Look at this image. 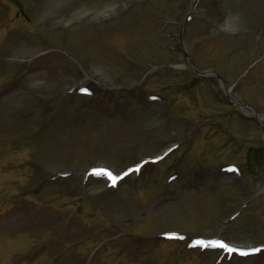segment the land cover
<instances>
[{
	"label": "rangeland",
	"instance_id": "374dc122",
	"mask_svg": "<svg viewBox=\"0 0 264 264\" xmlns=\"http://www.w3.org/2000/svg\"><path fill=\"white\" fill-rule=\"evenodd\" d=\"M193 3L0 0V264H264V0Z\"/></svg>",
	"mask_w": 264,
	"mask_h": 264
},
{
	"label": "snow or ice",
	"instance_id": "6c2138e0",
	"mask_svg": "<svg viewBox=\"0 0 264 264\" xmlns=\"http://www.w3.org/2000/svg\"><path fill=\"white\" fill-rule=\"evenodd\" d=\"M82 91H86V89H82ZM95 174H106L108 175L112 180L113 182H115V179L116 177L112 176V174L110 172L108 173H105L104 170H95ZM198 244H201V245H204V246H213V245H218L220 247H223V248H228L229 246L227 244H224L223 242H220V241H197ZM231 250V249H229ZM261 249L260 248H252V249H249L247 251H244L242 252V254H249V253H256V252H259Z\"/></svg>",
	"mask_w": 264,
	"mask_h": 264
},
{
	"label": "trees",
	"instance_id": "16d2710c",
	"mask_svg": "<svg viewBox=\"0 0 264 264\" xmlns=\"http://www.w3.org/2000/svg\"><path fill=\"white\" fill-rule=\"evenodd\" d=\"M259 148H260V147H259ZM261 151H262L261 148L258 149L257 152H259V153L256 154V157H255V159H254V163H255L256 165H258L257 170H260L261 168H259V166H260L261 164L264 163V161H263L264 159H263V157H262V156H264V155H262ZM262 152H263V151H262ZM261 166H262V165H261ZM251 170H253L252 167H251Z\"/></svg>",
	"mask_w": 264,
	"mask_h": 264
},
{
	"label": "water",
	"instance_id": "95a60500",
	"mask_svg": "<svg viewBox=\"0 0 264 264\" xmlns=\"http://www.w3.org/2000/svg\"><path fill=\"white\" fill-rule=\"evenodd\" d=\"M195 1L196 0H194V3H195ZM208 71H211L214 75H215V77H216V79H218V80H220L221 81V78L219 77V75L216 73V71H214V70H208ZM206 71H198V72H196V73H205ZM226 95L230 98V99H232L230 96H229V94L226 92ZM263 134H264V130H263Z\"/></svg>",
	"mask_w": 264,
	"mask_h": 264
}]
</instances>
